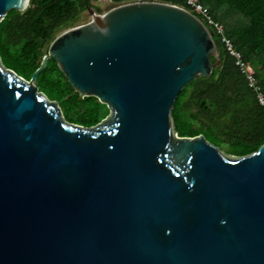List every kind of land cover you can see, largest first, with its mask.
Returning <instances> with one entry per match:
<instances>
[{
	"label": "water",
	"instance_id": "1",
	"mask_svg": "<svg viewBox=\"0 0 264 264\" xmlns=\"http://www.w3.org/2000/svg\"><path fill=\"white\" fill-rule=\"evenodd\" d=\"M29 4L0 0V21ZM88 12L30 81L0 58V264H264V143L236 157L172 120L220 66L211 29L155 0ZM50 58L101 123H67L33 85Z\"/></svg>",
	"mask_w": 264,
	"mask_h": 264
},
{
	"label": "trees",
	"instance_id": "2",
	"mask_svg": "<svg viewBox=\"0 0 264 264\" xmlns=\"http://www.w3.org/2000/svg\"><path fill=\"white\" fill-rule=\"evenodd\" d=\"M93 0H30L23 10L10 9L0 21V58L7 69L30 81L47 53L50 41L73 25ZM132 0H112L115 7ZM188 7L185 0H155ZM224 25L242 59L254 69L264 93V0H200ZM233 15L235 21L228 20ZM208 25V24H207ZM220 55V66L209 77L198 76L179 94L172 120L180 136L203 135L226 154L241 157L264 143V107L247 86L221 35L210 25ZM216 60L213 58V62ZM36 87L69 116L99 123L108 108L94 97L81 98L56 62L50 58L36 77ZM91 108V109H87Z\"/></svg>",
	"mask_w": 264,
	"mask_h": 264
},
{
	"label": "built area",
	"instance_id": "3",
	"mask_svg": "<svg viewBox=\"0 0 264 264\" xmlns=\"http://www.w3.org/2000/svg\"><path fill=\"white\" fill-rule=\"evenodd\" d=\"M132 1H140V0H132ZM188 7V10L193 12L195 15H197L206 25H210L213 27L222 37V41L225 44V48L227 49L228 53L230 56L233 57L234 59V64L235 66L239 69V71L244 75L247 86L257 95L258 101L260 105L264 107V93L263 90L258 83L257 79H255V73L254 69L252 66L248 63L245 62L242 59L241 54L236 51L234 48V45L230 38H228L225 33H224V25L220 22H218L216 19H214L208 8L204 6L200 0H185ZM177 5V4H176ZM207 25V26H208ZM209 27V26H208ZM210 28V27H209Z\"/></svg>",
	"mask_w": 264,
	"mask_h": 264
},
{
	"label": "rangeland",
	"instance_id": "4",
	"mask_svg": "<svg viewBox=\"0 0 264 264\" xmlns=\"http://www.w3.org/2000/svg\"><path fill=\"white\" fill-rule=\"evenodd\" d=\"M111 5H113L112 0H93L92 1V6L95 7V11L97 14H102L105 11L109 10L110 8H113V7H111ZM91 19H92V16H91L90 12H88V10H85V11H83V13L80 15V18L75 23L85 22V21H89ZM228 20H231L232 22H234L235 17L233 15H231L230 17H228ZM33 85L36 86V82H34ZM54 103L59 108L61 116L64 119V121H66L69 124H75L78 126L90 128V127H94V126L98 125L103 120V119H101V121L99 123L91 126L90 125L92 123L91 121L81 118L80 115H77L76 117L69 116L65 113L63 108L61 109L59 107V105H57V103L55 101H54ZM87 109H91V108H87ZM223 148L224 149H220V150L226 154L225 147H223Z\"/></svg>",
	"mask_w": 264,
	"mask_h": 264
}]
</instances>
